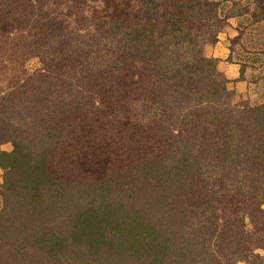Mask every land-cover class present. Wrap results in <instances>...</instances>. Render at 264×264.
Instances as JSON below:
<instances>
[{"label": "trees", "instance_id": "obj_1", "mask_svg": "<svg viewBox=\"0 0 264 264\" xmlns=\"http://www.w3.org/2000/svg\"><path fill=\"white\" fill-rule=\"evenodd\" d=\"M14 1L22 45L44 63L78 45L82 71L105 81L123 54L142 63L154 85L135 106L144 120L159 119L166 148L96 179L58 158L52 172L65 144L58 111L86 96L73 69L48 74L29 97L0 91V264H215L223 248L233 264H264V251L247 252L233 229H216L221 192L264 205V99L233 102L217 59L202 51L237 19L228 58L243 57L239 79L257 66L264 88V0H135L123 20L104 19L107 54L76 35L61 0ZM56 90L59 102L48 100Z\"/></svg>", "mask_w": 264, "mask_h": 264}, {"label": "rangeland", "instance_id": "obj_2", "mask_svg": "<svg viewBox=\"0 0 264 264\" xmlns=\"http://www.w3.org/2000/svg\"><path fill=\"white\" fill-rule=\"evenodd\" d=\"M7 1L9 0H0L1 93L11 91L25 97L32 96L36 85L46 82L45 78L47 79L48 74L52 78V75L61 73L68 66H71L75 73L73 81L86 93V96L78 97L80 101L76 103L80 105L78 108H67L64 112L58 111L59 120L65 131V144L59 149V156L54 154L53 159L50 160V171L55 172V158H58V160L67 161L71 169L77 170L75 173L86 172L96 179L102 177L111 164L121 169L128 168L137 157L159 154L166 148V144L156 130L159 119L144 120L135 106L136 101H148L154 85L142 63L123 54L118 72H115L114 78L107 81L101 79L98 73L89 74L82 71L84 69L79 65V61L86 60L84 59L86 51L81 50L79 45L74 54L71 51L68 52L62 62L44 63L46 60L43 61L36 56L33 50H28L25 43L22 45L21 38L25 29L14 18L15 1H12V6L7 5ZM61 1L65 3L63 11L71 17L75 30L77 29L76 32L79 31L76 35L80 39L90 35L88 41L92 47H97L107 54L110 48L106 49L99 33L104 19L124 18L135 0ZM175 1L182 4L186 2V0ZM230 21L231 25L236 27L237 19L230 18ZM223 28L227 29V25L224 24ZM88 49L89 63L97 62L98 58L90 53V48ZM228 56L225 67L229 65L233 67V64L243 60V57L234 55L233 52L230 59ZM237 64L235 67L238 69ZM255 69L257 66L256 68L246 66L243 79H239L238 74L235 77L224 78L226 74L229 75V72L225 74L220 71V79L225 81L232 91L233 102L247 100L250 103H256L264 99L262 81L254 82L255 76L259 74ZM111 70H114L112 66L108 69V73ZM61 78L63 79V76ZM52 94L51 97L47 96L48 100L59 102L62 91L56 90ZM1 148L10 150L12 144L5 142ZM1 181L2 170L0 169V183ZM218 199L220 218L216 229H221L223 225L233 229L234 237L242 242L245 251L262 253L264 251V205L257 208L251 198L241 199L233 192H221ZM223 249L218 253L215 264H233L232 258L225 254L226 249Z\"/></svg>", "mask_w": 264, "mask_h": 264}, {"label": "crops", "instance_id": "obj_3", "mask_svg": "<svg viewBox=\"0 0 264 264\" xmlns=\"http://www.w3.org/2000/svg\"><path fill=\"white\" fill-rule=\"evenodd\" d=\"M230 18L225 20L217 34V40L215 42H206L203 46V54L207 57H214L217 59V75L219 77L220 71L223 73H228L229 75L226 74L224 78L226 77H232L236 76L237 74L239 75L238 69L234 66L232 67L231 65L225 67V63H227L226 58L230 54V50L228 48L229 45V40L236 34V28L234 25H231L230 23ZM227 25V29H222L223 25ZM238 65V64H237ZM236 68V69H233ZM220 78V77H219Z\"/></svg>", "mask_w": 264, "mask_h": 264}]
</instances>
